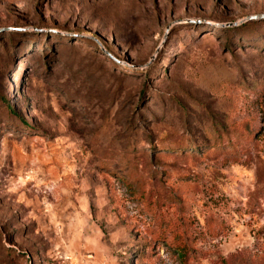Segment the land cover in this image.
<instances>
[{
  "label": "rangeland",
  "instance_id": "1",
  "mask_svg": "<svg viewBox=\"0 0 264 264\" xmlns=\"http://www.w3.org/2000/svg\"><path fill=\"white\" fill-rule=\"evenodd\" d=\"M261 15L0 0V264H264Z\"/></svg>",
  "mask_w": 264,
  "mask_h": 264
},
{
  "label": "trees",
  "instance_id": "2",
  "mask_svg": "<svg viewBox=\"0 0 264 264\" xmlns=\"http://www.w3.org/2000/svg\"><path fill=\"white\" fill-rule=\"evenodd\" d=\"M253 261H254V260H253ZM249 262H250L251 264L257 263L256 261L252 263V261H250V260H249ZM237 263H238V264H244V263H245L244 258L238 260ZM247 263H248V261H247ZM257 264H258V263H257Z\"/></svg>",
  "mask_w": 264,
  "mask_h": 264
},
{
  "label": "water",
  "instance_id": "3",
  "mask_svg": "<svg viewBox=\"0 0 264 264\" xmlns=\"http://www.w3.org/2000/svg\"><path fill=\"white\" fill-rule=\"evenodd\" d=\"M262 17H264V15H261ZM257 16L253 15V16H250L249 18H256Z\"/></svg>",
  "mask_w": 264,
  "mask_h": 264
}]
</instances>
